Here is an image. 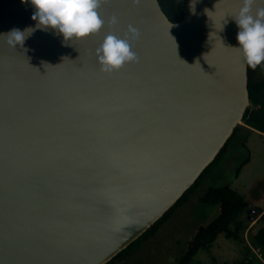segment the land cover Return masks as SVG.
Masks as SVG:
<instances>
[{"label": "water", "instance_id": "obj_1", "mask_svg": "<svg viewBox=\"0 0 264 264\" xmlns=\"http://www.w3.org/2000/svg\"><path fill=\"white\" fill-rule=\"evenodd\" d=\"M99 2L104 25L86 38L0 35V264H107L194 185L251 104L243 0H196L195 14L186 0L179 21L159 0ZM33 11L0 0V34L34 27ZM129 25L136 61L101 71L95 50Z\"/></svg>", "mask_w": 264, "mask_h": 264}, {"label": "rangeland", "instance_id": "obj_2", "mask_svg": "<svg viewBox=\"0 0 264 264\" xmlns=\"http://www.w3.org/2000/svg\"><path fill=\"white\" fill-rule=\"evenodd\" d=\"M185 3L186 0H179L180 6ZM262 76L263 72L258 71L257 77ZM249 107H254V103L251 102ZM245 136H248L246 146L242 144ZM248 156L250 161L238 175L237 169ZM226 184L246 195L251 202L248 219L253 217L256 221L258 207L264 209V135L243 131L234 137L226 152L189 194L188 200L154 234L138 242L124 258L109 264H180L179 257L196 228L210 221L220 210L219 205L204 203L200 197L208 188ZM247 237L248 233L245 232L244 239ZM245 251L238 240L221 235L209 247L202 248L190 264H232Z\"/></svg>", "mask_w": 264, "mask_h": 264}, {"label": "clouds", "instance_id": "obj_3", "mask_svg": "<svg viewBox=\"0 0 264 264\" xmlns=\"http://www.w3.org/2000/svg\"><path fill=\"white\" fill-rule=\"evenodd\" d=\"M23 4L33 7L31 19L35 26L23 30L12 28L6 34L7 43L12 47L23 46L25 39L37 29L52 30L54 34L62 35L63 42L73 38L81 39L98 33L104 20L99 15V0H21ZM196 0H190V11L195 14ZM254 0H243L238 14L233 18L238 31L236 40L245 63L256 68L264 63V7H259L253 13ZM264 3V0H261ZM117 23L113 16L110 24ZM140 32L132 25L124 37L108 34L95 50L101 71L119 70L124 64L136 61V53L132 50L131 41L138 39Z\"/></svg>", "mask_w": 264, "mask_h": 264}, {"label": "trees", "instance_id": "obj_4", "mask_svg": "<svg viewBox=\"0 0 264 264\" xmlns=\"http://www.w3.org/2000/svg\"><path fill=\"white\" fill-rule=\"evenodd\" d=\"M163 10L173 21H179L184 15V6H180L179 0H159ZM263 63L256 68L248 66L249 81L248 87L250 92L251 102L257 104L256 98L259 92L264 89V79L257 77L258 71L261 69ZM264 131V107L255 109L248 107L243 123H240L234 130L232 136L223 146L216 159L204 170L200 177L196 180L184 195L172 206L155 224H153L142 236L133 241L127 248L118 253L109 263H113L118 259L124 258L131 252L141 240L147 239L154 234L160 226L174 213V211L186 200L189 194L198 186L201 179L209 172L212 165L219 160L226 152L230 142L234 137L243 131L249 133H259ZM263 135V134H261ZM248 136L243 137L242 144L246 146ZM250 161L248 156L244 159L237 169L239 175L242 167ZM201 201L208 204L219 205L218 214L206 223L200 224L192 237L188 240L184 253L179 257L180 264H190L196 254L202 249L207 248L213 244L221 235L228 238L238 240L244 245L246 251L232 264H259L257 258L252 254L249 244L244 239V233H248V238L252 245L260 246L264 252V209L258 207L259 214L256 221L248 219V208L251 202L247 199L246 195L231 185L226 184L219 187H210L200 197Z\"/></svg>", "mask_w": 264, "mask_h": 264}, {"label": "built area", "instance_id": "obj_5", "mask_svg": "<svg viewBox=\"0 0 264 264\" xmlns=\"http://www.w3.org/2000/svg\"><path fill=\"white\" fill-rule=\"evenodd\" d=\"M259 132L264 135V131H259ZM246 239H247V243L249 244L252 250V254L257 258L259 264H264V252L262 248L260 246L252 245L248 237Z\"/></svg>", "mask_w": 264, "mask_h": 264}, {"label": "crops", "instance_id": "obj_6", "mask_svg": "<svg viewBox=\"0 0 264 264\" xmlns=\"http://www.w3.org/2000/svg\"><path fill=\"white\" fill-rule=\"evenodd\" d=\"M259 72H263V76L258 77V78L264 79V63L262 65L261 69L259 70ZM256 102H257V104L254 105L255 109H259L261 107H264V89L261 92H259V94L257 95Z\"/></svg>", "mask_w": 264, "mask_h": 264}]
</instances>
